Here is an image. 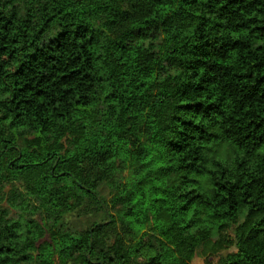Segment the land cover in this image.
<instances>
[{"label": "trees", "instance_id": "16d2710c", "mask_svg": "<svg viewBox=\"0 0 264 264\" xmlns=\"http://www.w3.org/2000/svg\"><path fill=\"white\" fill-rule=\"evenodd\" d=\"M212 239L264 264V0H0V264Z\"/></svg>", "mask_w": 264, "mask_h": 264}, {"label": "rangeland", "instance_id": "374dc122", "mask_svg": "<svg viewBox=\"0 0 264 264\" xmlns=\"http://www.w3.org/2000/svg\"><path fill=\"white\" fill-rule=\"evenodd\" d=\"M102 191H103V194L107 196V189L103 188ZM86 221L87 219L85 217H82L79 219H75L73 221V224L75 225L76 228L83 229L86 226ZM216 240L217 239H212L208 244H206L204 248H202L200 253L194 258L192 264H216L219 256L225 255L226 253L234 250V248L232 247V248H226L222 251H219L217 254H212L210 253L209 250L205 252V249L210 248L212 244L214 243V241Z\"/></svg>", "mask_w": 264, "mask_h": 264}]
</instances>
